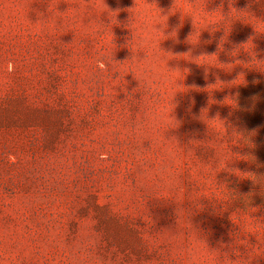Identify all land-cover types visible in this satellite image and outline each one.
Instances as JSON below:
<instances>
[{"label":"rangeland","instance_id":"1","mask_svg":"<svg viewBox=\"0 0 264 264\" xmlns=\"http://www.w3.org/2000/svg\"><path fill=\"white\" fill-rule=\"evenodd\" d=\"M0 264H264V0H0Z\"/></svg>","mask_w":264,"mask_h":264}]
</instances>
